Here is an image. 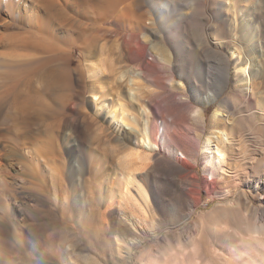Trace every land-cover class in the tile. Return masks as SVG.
I'll return each mask as SVG.
<instances>
[{
    "label": "rangeland",
    "instance_id": "1",
    "mask_svg": "<svg viewBox=\"0 0 264 264\" xmlns=\"http://www.w3.org/2000/svg\"><path fill=\"white\" fill-rule=\"evenodd\" d=\"M19 1L20 3L24 2V0ZM59 2L66 3V5L59 4L58 9L54 8L57 10L49 13V17H51L49 18V31L54 33L55 40L68 42L66 44L69 46L70 53L59 55L58 59L57 57L53 58L49 63L60 70L62 69L61 71L64 70L63 72H70L71 68L78 66L85 72V83H87L84 84V89L80 90L76 86L77 83L70 80V86L75 90L71 95L63 99L48 97L50 100L47 101L51 102L53 109L50 107L43 110L44 112L36 110L20 112L15 97L10 94L5 95L6 93L3 94L1 91L4 84L6 85L16 77L17 73L12 71L13 66L0 61V130L8 138L7 143L0 139V151L3 152V145H7V148H10L9 145H16L19 149L21 147L19 140L22 139L28 140V142L34 139L31 142L35 147H41L46 143L50 144V141L53 140L52 137H49V134L52 133L50 130L62 118L67 120L62 129V141L67 137L71 121L75 120L79 126L78 138L82 135L87 143L88 152L95 150L98 157L102 159L107 157L106 159L115 160L122 152L137 151L138 148L145 150L144 147H139L134 143L135 136L131 133H128L126 137L122 135V140L119 139L121 135L117 125L111 122L108 111L97 108L92 97L93 93L98 94L99 92L102 95L105 92V97L102 95L100 104L103 108V101L113 105L119 97V93L123 94L125 98L121 99L127 101L129 112L137 113L136 115L141 113L138 126L143 128L147 124V117L143 112H139L138 105H135L134 101L129 98L128 87L120 88L121 83L118 77L122 71H127V76H129L133 65L142 63L148 75V78L145 79L143 94L147 103L151 104L146 114L150 115V119L154 120L157 125L164 118H168L172 122L179 142L195 149L194 157H197V163L191 158L182 157L181 154L178 155V159L186 167V172H192L198 177L199 185L191 186L188 197H182L176 185L177 181L171 175L176 170L169 160L175 162V159L165 151L149 152L152 159L147 165H144L141 175L145 176L146 181L152 187V189L149 188V191L151 190L152 193L153 212H149L143 205L142 211L127 209L128 217L138 224V227L139 224H145L144 229L148 234L138 247L132 249V256L129 259L125 255L128 248H124L125 241H122L124 237L119 234L117 229L119 222L124 219L123 213L108 208L106 205L90 206L91 204H88L86 199L79 194L83 190L75 191L74 185L70 181L64 180L63 189L70 194V203L61 204L59 207L51 204L52 209L54 208L51 214L43 211H27L30 215L28 219L21 222L23 227L21 225L18 227L9 226L6 232L0 234V264H36L37 251L41 250L43 245L48 246L49 242L46 243L48 240L50 241L48 238L52 237L51 234L54 233L55 236L61 227L68 228V224L78 230L84 247L75 251L72 247H67L61 254L67 264H142V262L145 264H264V243L255 237L250 228L254 222H264L263 217L257 213L256 207L259 205L257 197L252 194L248 185L233 186L235 183L233 177H226L216 183L205 170L204 145L209 136L208 132L215 107L210 105L207 108L206 127L196 119L195 110L204 107L199 99L200 95L203 97L207 91L213 89L215 81L221 77L219 60L210 55L201 57L203 60L199 61L197 53L195 55L188 51L186 56L180 57V59L176 57L173 64L167 66L161 61V63L159 62L149 44H144L145 46L139 49L135 44L136 41H132L133 60L121 56L120 48L112 51L107 46L96 58V64H100L99 68H104L95 77L99 87L97 88L96 84L92 83L93 78L87 73L89 63L93 62L91 60V62H87L84 59L83 63L88 65H80L84 37L77 43L73 42L75 36L72 37L79 30L87 33H85V37L93 31L94 25L90 21L91 17H98L97 26L102 45H110L116 41L120 44L124 43L123 40L129 39L131 33H147L154 40L155 34L165 35L170 20L165 23L159 18L153 0H125L122 6L127 2L131 4L128 17L123 14L124 12L122 14L108 13L109 2L106 0H67L66 2L60 0ZM178 2L182 3L181 6L187 5L186 0H178ZM39 3L41 7L37 6L38 14H41L46 21L48 17L43 8L44 0ZM200 3L202 12L199 14H182L181 16L173 14V19L179 20L178 24L174 26V30L186 31L195 27L199 31L207 30L208 33L214 28H222L228 14H221V11H217L218 7L214 1L203 0ZM189 11L188 8L185 9V12ZM130 21L134 30L128 27ZM25 27V22L13 21L7 11H0V35L8 37L13 34L21 35L24 33ZM71 34L72 36H70ZM163 42L167 41L164 39ZM170 50L177 55L178 48L175 49L171 46ZM44 72L39 71L33 76L39 86H45ZM179 80L184 82V89L177 88ZM204 84L209 88H206ZM232 87L233 80L229 88L221 94V99L231 95ZM78 89L80 91L77 92ZM167 96L170 97L167 98ZM33 98L35 99L33 101H41L40 98L38 100ZM188 101L189 104L186 105L185 102ZM257 114L259 113L257 112ZM240 130L244 134L243 148L238 154L235 153L231 162L233 169L237 168L240 175L248 180L253 177L256 171L264 170V129L245 121ZM74 136L76 137V134ZM64 153L67 156L66 161H68L70 156L66 150ZM52 157L56 158L57 154ZM110 162L104 172L103 196L106 195L109 184L115 180V164L111 162L114 164L112 165ZM66 167L69 171L68 165ZM6 168L11 170L8 165ZM11 173L16 176L15 179L11 177L9 179L12 182L11 188L17 189L20 200H27V193L24 188H20L21 179H25V175L17 169L11 170ZM85 174L81 176L87 179L89 175ZM252 182L254 183L253 180L249 183ZM50 185L49 181L45 187L48 188ZM136 198L140 202L139 197L136 196ZM51 199L50 201H52ZM90 224L101 226V230L104 232L103 240L110 244V249L102 250L101 247L90 242L86 233L78 226L85 228ZM139 230L142 231V229ZM19 232L28 233L23 241ZM190 238H194L196 242V252L192 254L189 247L187 250L180 251L179 242L181 241L182 245H187Z\"/></svg>",
    "mask_w": 264,
    "mask_h": 264
},
{
    "label": "bare ground",
    "instance_id": "2",
    "mask_svg": "<svg viewBox=\"0 0 264 264\" xmlns=\"http://www.w3.org/2000/svg\"><path fill=\"white\" fill-rule=\"evenodd\" d=\"M39 1L41 0H24L23 3H20L19 0H0V11H7L13 21L21 20L26 25L24 35L13 34L9 37L0 35V55L4 56H0V61L13 66L14 68L13 70L11 68V70L17 73L16 77H11L12 79L9 82L6 80L8 83L4 81L7 84H4V88L1 87V91L3 94L6 93L5 95L10 94V96L15 97L20 112L27 110L41 112L51 106L53 107L51 102L47 101L50 100L48 97L63 99L75 91L70 86V80L75 81L80 90L84 89V84L87 83H85V72L80 70L78 66L71 68L70 72H63L64 70L61 71L62 69L60 70L49 63L53 58L57 57L58 59L59 55L70 53L68 42L66 44L64 41L55 40L54 33L49 31V18H51L49 13L57 10L59 4L66 5V3H60V0H44L43 8L48 17L45 21L37 11V6L41 7ZM66 1L64 0V2ZM106 1L109 2L108 13L122 14L124 12L123 14L128 17L127 14L131 9L130 3L127 2L122 6L125 0ZM186 1L187 5L185 7L188 8V11L190 10L189 12H185L186 8L181 6L182 3L180 4L178 0H153L159 18L165 23L170 20L165 35L155 34L154 40L147 33H131L129 39L123 40L124 43L120 44L116 41V43L113 42L110 45H102L100 44L101 37L97 26L98 17L92 18L90 16L94 29L92 28L93 31L87 37L84 36L86 32L82 30L75 32L73 36L70 35L75 36L74 43L84 37L81 46L80 65H88L83 63L84 59L87 62L90 60L93 62L89 63V72L87 71V73H89L88 76L93 78L92 83L99 88L95 77L102 71L103 67L99 68L100 64H96V58H98L102 49L107 46L112 51L120 48L119 53L121 56L133 60L132 41H136L135 44L139 49H142L145 46L144 44H149L159 62L161 61L167 66L172 65L176 57L180 59V57L186 56L188 51L193 52L195 55L197 53L199 61L203 60L201 57L210 55L217 58L220 63L221 77L215 81L213 89L207 91L203 97L200 95L199 99L204 107L195 110L196 119L206 127L207 108L210 105L215 107L208 132L209 136L204 145L205 170L216 183L226 177H233V182H235L233 186L236 187L238 184L248 185L252 194L257 197L259 204L256 207L257 213L264 219V170L256 171L251 179L245 180L237 168L233 169L231 162L235 153L238 154L243 148L244 134L240 130L241 125L248 121L251 125L264 129V0H211V2L216 3L217 11H221V14H228V17L224 20L223 25H220L221 29L214 28L213 31L210 30L208 33L207 30L199 31L195 27H191L186 31L174 30V26L178 24L179 20H174L173 14H180L181 16L182 14H199L202 12L200 2L203 0ZM128 27L134 30L131 21ZM164 39L167 42H163ZM169 46L175 49L178 48L177 55L172 53ZM39 71H45V86H39L33 78L34 74ZM147 76V71L142 63L133 65L129 76H127V71H122L118 76L121 83L120 88L128 87L129 98L134 101L135 105H138L141 110L139 112H143L147 117V124L143 128L138 126L141 113L136 115L137 113L131 114L129 112L127 101L121 99L125 98L123 94L119 93V97L113 105L103 101L104 106L102 108V105H100L102 103L101 98L102 95H105V92L102 95L99 92L98 94L93 93L95 106L107 110L111 122L117 125L121 135L118 136L119 139L122 135L126 137L128 133H131L135 136L134 143L145 148V150L138 148L137 151L122 152L115 160L110 158L111 162L115 164V180L109 184L105 196L102 193L105 187L103 178L110 160L109 158L106 159L107 157L105 159L98 157L95 150L88 152L87 143L83 136L80 134L79 138L77 136L79 126L75 120H72L70 126H68L67 137L64 141H62V129L67 120L62 118L50 130L52 133L49 134V137L53 139L50 144L46 143L41 147H35L34 143L31 142L34 139H31L30 142L22 139L19 140L21 142L19 149L16 145H9L10 148L3 145V152L0 151V207H2L0 209V234L6 232L9 226H20L21 222L29 218L30 214L27 211L35 210L51 214L54 210L51 204L58 207L61 204H69L70 194L63 189L65 186L64 180H67V182L70 181L74 185L75 191L83 190L79 194L86 199L88 204H91L90 206L106 205L108 208L123 213L124 219L119 222L117 229L119 234L124 237L122 241L124 240L126 245L124 243L123 245L124 248L128 249L127 251L123 249L127 253L125 255L130 259L132 249L138 247L148 234L144 229L145 224H139V228L138 224L128 217L127 209L142 211L143 205L149 212H153L152 193L151 190L149 191V188L152 189V187L146 181L145 176L141 175L144 165H147L152 159V156L149 155L150 151H165L175 159V162L169 160V163L176 170L171 174L172 178L177 181L176 185L180 195L184 198L188 197L190 187L199 185V179L192 172H186L187 169L179 161L178 155L181 154L182 157L191 158L197 163V157H194L195 149L179 142L172 122L168 118H164L157 125L154 120L150 119V115L146 114L149 105H151L149 102L147 103L143 94ZM232 80L231 95L229 94L221 99V94L229 88ZM184 86L183 81L179 80L177 82V88L184 89ZM206 88L209 87L206 86ZM79 89L77 92L80 91ZM33 97L37 100L40 98L41 101H33L35 100ZM185 104H189V101ZM258 121L260 122L258 123ZM74 134H76V137ZM0 139L4 141L8 139L2 130H0ZM65 150L70 156L68 161H66ZM55 154H57V157L53 158L52 156H55ZM4 165L6 167L8 165L11 170L22 171L25 175V179H21L20 188H24L27 193V200H20L17 189L15 187L11 188L12 182L9 179L10 177L15 179L16 176ZM66 165H68L69 171H67ZM82 174L89 176L86 179L81 176ZM251 180L254 183H249ZM49 181L51 185L46 188L45 186ZM136 196L139 197L141 205ZM78 226L86 233L90 242L101 247L102 250L110 249V244L103 240L104 232L101 230L100 225L90 224L85 228ZM68 228L63 226L55 236L54 233L51 234L52 237L48 238L50 241L48 240L46 243L49 242L48 246L43 245L42 249L37 251L36 264H67L66 260L61 257L65 249L70 246L75 251L84 247L78 230L70 224H68ZM250 228L255 237L264 243V222H254ZM139 229H142L143 232ZM27 235L28 233L19 232L22 241ZM179 244L180 251L187 250L189 247L192 254L196 252L194 238L188 239L187 245H182L181 241ZM142 264L145 263L142 262Z\"/></svg>",
    "mask_w": 264,
    "mask_h": 264
}]
</instances>
